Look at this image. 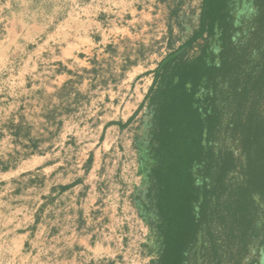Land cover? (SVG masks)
Returning <instances> with one entry per match:
<instances>
[{
	"label": "crops",
	"instance_id": "1",
	"mask_svg": "<svg viewBox=\"0 0 264 264\" xmlns=\"http://www.w3.org/2000/svg\"><path fill=\"white\" fill-rule=\"evenodd\" d=\"M162 13L160 0H0V264L117 263L143 112L129 120L163 58ZM94 62L110 70L95 77ZM68 83L79 101L59 97Z\"/></svg>",
	"mask_w": 264,
	"mask_h": 264
},
{
	"label": "trees",
	"instance_id": "2",
	"mask_svg": "<svg viewBox=\"0 0 264 264\" xmlns=\"http://www.w3.org/2000/svg\"><path fill=\"white\" fill-rule=\"evenodd\" d=\"M184 1L160 0L167 54L129 120L148 116L144 138L133 137L140 185L131 202L151 233L142 253L149 264H263L264 0H201L177 44ZM105 70L94 62L91 73ZM73 86L59 97L79 101Z\"/></svg>",
	"mask_w": 264,
	"mask_h": 264
},
{
	"label": "rangeland",
	"instance_id": "3",
	"mask_svg": "<svg viewBox=\"0 0 264 264\" xmlns=\"http://www.w3.org/2000/svg\"><path fill=\"white\" fill-rule=\"evenodd\" d=\"M173 0H168L167 3L171 4ZM201 0H185L183 4V11H185V18H184V33H181L180 28L177 26L175 27L174 31V37L176 38L177 44H179V37L184 38L191 34L192 28L197 24V16L199 12V5H200ZM147 4V2H146ZM163 6V13H162V19H161V27L162 30L158 31V34H161V39L160 42L161 44H158V50L160 51L161 56H165L167 54V48L165 46V42L163 41V37L166 35L167 32V27H166V15L168 12V6L165 3H161ZM145 114L143 113L137 120V125L134 126V132L136 130L141 133L142 138H144V134L146 132V125L144 123H141V126H139L141 120H148V116L145 118ZM134 150V146H133ZM135 157L133 156V161L132 164H127L129 165V168L126 169L125 175L127 176V181L124 180L125 183L128 185V195L130 196L133 193L134 186L140 185V176L138 175V170H139V164H138V156L136 151L134 150ZM142 211L144 215L147 217L146 212L142 208ZM125 215H122V218L124 219L123 222H120L118 224L119 228H125L126 231L124 232L125 234V239L123 238V243L121 242V238L123 236V233L120 235H117L115 239L116 246L120 247L121 243L122 245L124 244V247L126 250H122L121 254L118 257V260H123V258H128L132 257L135 255V250H140L142 252V246L145 244L148 240L149 237L151 236L150 229L147 224L144 223V221L141 219L138 209L131 203L126 205L125 209ZM118 233V227L115 225ZM152 242V241H151ZM126 243V244H125ZM152 244V243H151ZM154 246V245H153ZM153 249V247L151 246ZM154 250V249H153ZM145 251H148L145 250ZM149 252V251H148ZM145 254V253H144ZM147 254V253H146ZM145 254V255H146ZM131 259H134L133 257ZM88 264V263H85ZM263 264H264V259H263Z\"/></svg>",
	"mask_w": 264,
	"mask_h": 264
},
{
	"label": "built area",
	"instance_id": "4",
	"mask_svg": "<svg viewBox=\"0 0 264 264\" xmlns=\"http://www.w3.org/2000/svg\"><path fill=\"white\" fill-rule=\"evenodd\" d=\"M123 241V238H121V242ZM122 245V243H121ZM123 250H126L125 247ZM134 259H131V258ZM128 258H123V260H118L115 264H149L150 258L146 255H144L140 250H135V255ZM100 264V263H96Z\"/></svg>",
	"mask_w": 264,
	"mask_h": 264
}]
</instances>
